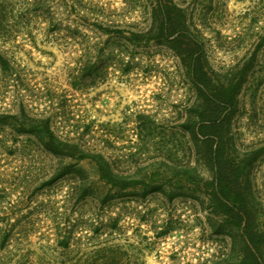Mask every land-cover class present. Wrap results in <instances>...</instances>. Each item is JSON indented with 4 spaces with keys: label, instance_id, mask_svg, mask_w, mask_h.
Segmentation results:
<instances>
[{
    "label": "rangeland",
    "instance_id": "374dc122",
    "mask_svg": "<svg viewBox=\"0 0 264 264\" xmlns=\"http://www.w3.org/2000/svg\"><path fill=\"white\" fill-rule=\"evenodd\" d=\"M10 1L20 11L26 0ZM168 1L189 29L175 39L158 30L159 0H46L59 28L33 4L0 32L11 64H0V264L264 262V0ZM96 21L129 37L98 30L106 52L76 88L86 56L69 27L94 35ZM227 98L228 109L218 105ZM202 111L225 123L198 137ZM46 116L97 157L45 148ZM209 135L221 137L226 191L241 194L258 255L211 197Z\"/></svg>",
    "mask_w": 264,
    "mask_h": 264
},
{
    "label": "trees",
    "instance_id": "16d2710c",
    "mask_svg": "<svg viewBox=\"0 0 264 264\" xmlns=\"http://www.w3.org/2000/svg\"><path fill=\"white\" fill-rule=\"evenodd\" d=\"M48 2L46 0H26L23 1L22 5H19L20 11H17V6L12 4L10 0H0V32H5L13 28L14 25L18 24L19 20H16L17 13H20V17H23L25 13H27L31 5L36 4L37 6H45L46 13L45 17L47 22L49 23V27L52 29H57L62 24L60 18H57L56 11L53 7L46 5ZM158 10L161 14V23L158 27L159 32L162 36L167 39H175L177 31L188 32V26L186 25V21L182 20L178 23L175 18L181 17L184 15V10L179 7L177 4L168 1V0H159ZM27 11V12H26ZM104 22L96 21L94 23H89L90 26L94 27L93 34L88 32L79 31V28L69 27L71 29L73 36H81L84 41L85 51V60L84 62L80 61V64H77L74 68V75L72 76L71 84L76 88L78 85L83 83H87L85 81L86 78H90L89 75L92 74V70L95 68L97 64V59H95V53L106 52L105 42L101 41L102 36L99 35V31L102 33L110 32H119L120 34L129 37L128 34L125 33L124 29L121 27L111 28L108 25H104ZM113 29V31H112ZM99 30V31H98ZM77 33V34H76ZM133 35L138 37H143L142 33H135L132 31ZM189 48V46H188ZM196 51H191V55L194 57ZM201 52V51H200ZM104 55V53H103ZM0 64L1 68L5 71L10 70L11 64L9 60L4 57L0 53ZM196 59L193 58L191 63L192 72L196 75L199 72V67H197ZM94 78V77H93ZM81 82V83H80ZM198 82H200L198 80ZM89 83V82H88ZM197 83V82H196ZM202 86V85H199ZM234 98H227L225 101L218 102L222 108L228 109L233 104ZM24 114L27 117V120H30L32 123H29L31 128L37 126V122H39V118L28 116L26 111L24 110ZM12 118H18L17 115H9ZM42 123L41 133L43 135V142L45 148H47L50 152L56 155H65V156H74L77 159H83L87 157L96 158V154L94 152L88 151L83 148V145L72 139H66L61 137L52 126V117L46 116L44 117ZM225 119L221 117V112L215 116L206 117L204 115V111L201 112L200 120L198 121V126L196 128V136L200 137V135H206V129L212 128L215 132L219 131L221 126L224 125ZM33 130V129H32ZM203 143L208 146L207 155H205L206 161L208 160L209 170L212 171V179L210 180V184L212 186V199L219 201L221 204L225 205L228 209H226L227 213H231L236 218L237 224L242 228V238L246 243V247L248 249V255L252 253V256L258 255V247L262 242V239L256 235L253 227L250 224L248 219L249 213L245 211L243 207L239 205L241 194L234 195L231 193H227L226 191V183L225 176L223 173V155H222V145H221V137L219 135L217 137L208 136V138L202 139ZM208 143V144H207ZM102 157V155H99ZM103 168V163L100 164ZM103 172H107L106 167L103 168ZM220 208H223L222 206ZM9 233H5L3 235V241L9 238ZM259 260V259H258ZM249 261L248 264H264L263 260L260 261ZM251 262V263H250ZM212 264H220L218 261H213Z\"/></svg>",
    "mask_w": 264,
    "mask_h": 264
}]
</instances>
